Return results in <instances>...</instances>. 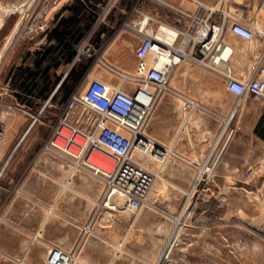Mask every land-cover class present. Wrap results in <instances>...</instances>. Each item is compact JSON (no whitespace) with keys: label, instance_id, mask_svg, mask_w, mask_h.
<instances>
[{"label":"rangeland","instance_id":"1","mask_svg":"<svg viewBox=\"0 0 264 264\" xmlns=\"http://www.w3.org/2000/svg\"><path fill=\"white\" fill-rule=\"evenodd\" d=\"M261 2L244 0L247 6L240 10V16L253 27L264 22V0ZM33 3L34 0H0V51L13 36L0 71L16 42L26 33L27 13ZM123 4L124 0H113L103 8L108 14L120 10ZM93 45L95 57L84 61L98 62L100 73L113 84L119 83L120 73H131L126 70L127 64L135 58L138 43H123L117 63L115 44ZM109 53L111 62L107 60ZM194 66L179 65L172 73L170 88L223 87L215 78H189L187 72ZM112 68L117 74L110 73ZM179 108L184 116L186 101L180 99ZM0 119L6 120L5 112L0 113ZM226 130L231 143H227V158L221 165L215 157L203 161L169 153L163 163L150 158L153 162L149 168L156 173L144 206L135 210L126 205L124 198L111 197L101 178L75 174L59 155L42 150L45 129L37 124L12 159L14 163L34 140L39 141L32 146L28 158L29 173L36 179L35 192L16 193L20 200L21 222L16 224L19 239L7 240L3 247L20 248L18 264H50L51 248L68 253L69 264H264V146L249 133L251 129ZM241 136L243 144L232 142ZM247 148L251 151L246 152ZM137 157L146 162V157ZM173 160L181 162L178 174L171 170ZM106 163L111 164L108 159ZM187 167L193 172L189 174ZM59 170L67 171V182L58 177ZM3 179L8 178L3 176L1 182ZM29 195H34L33 203L31 199L27 201ZM111 198L116 209L109 207ZM171 244L164 261L163 253Z\"/></svg>","mask_w":264,"mask_h":264},{"label":"crops","instance_id":"2","mask_svg":"<svg viewBox=\"0 0 264 264\" xmlns=\"http://www.w3.org/2000/svg\"><path fill=\"white\" fill-rule=\"evenodd\" d=\"M106 1L43 0L42 6L29 20L26 33L16 42L0 71V113L6 114V134L0 141V264H18L16 259L20 248H4L3 244L7 240L19 239L16 224L21 222L18 215L20 200L16 193L21 190L35 192L36 179L29 173L28 158L39 141L34 140L33 145L17 155L13 163L16 152L37 124L45 129L44 143L62 105L87 71L113 84L107 75L100 73L98 62H75L77 50L83 43L115 44L117 63L123 43H140L141 35L133 24L146 18L149 30L165 25L189 35L205 24L221 25L224 41L233 48L225 65L238 78L248 77L252 66L264 55V43L260 37L257 38L258 43L254 39H244L233 33L224 20L227 13L242 15L240 10L247 6L244 0H124L120 10L108 14L104 9L109 6V1ZM135 6L138 12L134 10ZM183 38L180 35L177 43H181ZM110 56L111 53L107 60L111 62ZM184 63L195 65L194 70L187 72L189 78H215L223 87L187 90L173 87L162 94L148 121L146 133L168 152V156L172 153L177 158L203 161L215 157L219 158L221 165L227 158L228 144L231 143L227 141V128L251 129L249 133L264 146V100L252 96L239 99L227 88L226 80L219 73L221 67L212 69L195 61L181 64ZM136 65L135 53L126 70L133 73ZM109 70L117 74L114 68ZM180 99L197 104H190L183 116L179 108ZM37 115L38 121L32 124ZM233 141L239 145L244 142L242 136ZM245 151L251 150L247 148ZM152 162L148 158L145 164L149 167ZM179 163L173 160V173L178 174ZM187 172L190 174L193 169L187 167ZM58 173V177L67 182V171L59 170ZM3 176L8 179L1 182ZM25 178L27 180H23ZM30 199L33 203L34 195H29L27 201Z\"/></svg>","mask_w":264,"mask_h":264},{"label":"built area","instance_id":"3","mask_svg":"<svg viewBox=\"0 0 264 264\" xmlns=\"http://www.w3.org/2000/svg\"><path fill=\"white\" fill-rule=\"evenodd\" d=\"M112 1L109 0V4ZM40 2L43 0H34L31 4L28 21ZM134 10L138 12L136 6ZM224 20L233 33L247 40L258 36L264 43V28L256 31L244 18L230 13L224 15ZM147 23L148 19L144 18L133 24L141 35L135 71L120 73L117 86L87 71L62 105L41 148L59 155L74 173L101 178L109 195L118 194L135 210L144 206L152 175L156 173L137 156L161 163L168 156V152L146 133V127L162 94L171 89V76L179 64L195 61L212 69L221 67L219 73L226 80L227 88L239 99L245 96L264 98V55L252 66L248 77L234 76L225 65L233 49L228 51L231 45L224 41L221 25L205 24L191 35L175 31V35L165 36L160 32L163 25L149 30ZM180 35L184 38L177 43ZM95 54L93 43H83L77 50L75 62L92 59ZM190 104L197 103L187 100L186 108ZM38 119L39 116H35L32 124ZM5 133V123L0 119V141ZM106 159L111 164L106 163ZM59 254L62 258L67 255V259L60 261L56 257ZM69 261L70 255L65 251L49 250L50 264H69Z\"/></svg>","mask_w":264,"mask_h":264},{"label":"bare ground","instance_id":"4","mask_svg":"<svg viewBox=\"0 0 264 264\" xmlns=\"http://www.w3.org/2000/svg\"><path fill=\"white\" fill-rule=\"evenodd\" d=\"M254 28V30H256V31H258V30H261L262 28H264V22H257V24L253 27ZM160 32H161V34H163V35H165V36H169L170 34H173V35H175L176 34V32L173 30V29H171L170 27H168V26H165V25H163L162 26V28H161V30H160ZM12 39H13V36H11V38L9 39V43H7L6 45H7V47H8V45H10V43H12ZM5 45V46H6ZM232 47L230 46V48H228V51H230V49H231ZM233 49V48H232ZM6 51H7V48H5V49H3V51L1 52V54H0V64H1V62H2V58H3V56L4 55H6L5 53H6ZM211 63H213V62H211ZM6 134V133H5ZM5 137V136H4ZM4 139V138H3ZM111 197H115L116 199L118 198V199H121L120 197H119V195L118 194H113ZM114 198V199H115ZM115 199V200H116ZM122 201V200H121ZM119 202V201H118ZM119 206V205H118ZM109 207H111L112 209H116L117 208V205H116V203L115 204H113L112 203V198H111V202H109ZM190 212V211H189ZM188 214V213H187ZM186 218V217H185ZM181 223H183V222H181ZM178 225V224H177ZM177 229V228H176ZM179 230V229H178ZM176 232V231H175ZM178 236H179V234H178V231H177V233H176V235H175V239H177L178 238ZM174 241V240H173ZM169 246V245H168ZM171 246H172V244L169 246V248L167 249V251L165 252L164 251V255L162 256V260H166L167 259V257L169 256V250H170V248H171ZM56 257L57 258H59V260L60 261H64L65 259H67V255L65 256V257H61V255L59 254V255H56ZM69 257V256H68Z\"/></svg>","mask_w":264,"mask_h":264},{"label":"water","instance_id":"5","mask_svg":"<svg viewBox=\"0 0 264 264\" xmlns=\"http://www.w3.org/2000/svg\"><path fill=\"white\" fill-rule=\"evenodd\" d=\"M171 264V263H170Z\"/></svg>","mask_w":264,"mask_h":264}]
</instances>
